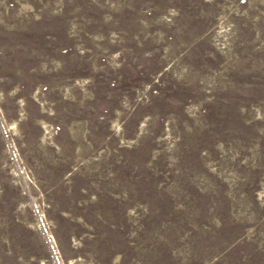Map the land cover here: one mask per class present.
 <instances>
[{"label": "rangeland", "instance_id": "374dc122", "mask_svg": "<svg viewBox=\"0 0 264 264\" xmlns=\"http://www.w3.org/2000/svg\"><path fill=\"white\" fill-rule=\"evenodd\" d=\"M0 264H264V0H0Z\"/></svg>", "mask_w": 264, "mask_h": 264}]
</instances>
